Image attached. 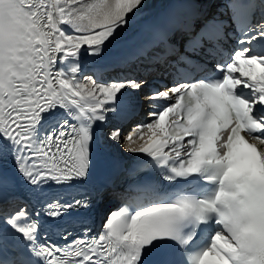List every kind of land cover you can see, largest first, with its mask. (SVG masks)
<instances>
[{"label": "snow or ice", "instance_id": "snow-or-ice-1", "mask_svg": "<svg viewBox=\"0 0 264 264\" xmlns=\"http://www.w3.org/2000/svg\"><path fill=\"white\" fill-rule=\"evenodd\" d=\"M143 5L0 0V162L13 165L0 171V264H264V0L183 22L191 5L175 0L132 55L84 75L82 56L101 58ZM113 147L142 154L156 182L110 194L126 198L98 234L76 231L91 207L79 188Z\"/></svg>", "mask_w": 264, "mask_h": 264}, {"label": "bare ground", "instance_id": "bare-ground-1", "mask_svg": "<svg viewBox=\"0 0 264 264\" xmlns=\"http://www.w3.org/2000/svg\"><path fill=\"white\" fill-rule=\"evenodd\" d=\"M174 3L175 0H144V5L137 12L132 26L122 32L118 39L113 41V43L107 47L105 53L101 58H90L87 56V54H84L81 59L86 64H89V66H95L99 64V61H101L99 65H103V63H105L106 61L120 58L123 53L126 54L128 51L135 50L141 42L146 40L147 37L151 35L159 20H161L162 14L165 9L173 6ZM145 118L146 114L136 117L133 121L130 122V124H128L127 127H124V129H126L125 132L129 130L131 124L141 122ZM101 138H103V133ZM118 148L119 147H115L114 151L113 149L112 151L109 150L108 154L104 158V161L101 164L97 165V167L93 171L92 177H94V179L99 182V185L103 183L102 179L100 178V168L111 165V159L114 158L113 152H116ZM120 152L121 151L118 150L116 153L120 154ZM124 152L127 151L125 150ZM106 199L108 198L106 197ZM113 200L114 199L109 201V203H112Z\"/></svg>", "mask_w": 264, "mask_h": 264}, {"label": "rangeland", "instance_id": "rangeland-1", "mask_svg": "<svg viewBox=\"0 0 264 264\" xmlns=\"http://www.w3.org/2000/svg\"><path fill=\"white\" fill-rule=\"evenodd\" d=\"M84 75H85V74H84ZM88 76H91V75H88ZM104 134H106V131L104 132ZM116 148H117V147H116ZM120 148L122 149V151H125V150H126V149L123 148V147H119L118 150H120ZM105 218H106V217H104L103 220H104ZM103 220H102V221H103Z\"/></svg>", "mask_w": 264, "mask_h": 264}]
</instances>
